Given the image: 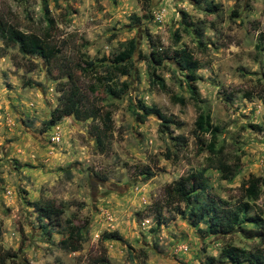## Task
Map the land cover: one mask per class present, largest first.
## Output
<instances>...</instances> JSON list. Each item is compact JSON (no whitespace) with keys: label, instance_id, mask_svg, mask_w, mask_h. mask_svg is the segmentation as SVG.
I'll use <instances>...</instances> for the list:
<instances>
[{"label":"rangeland","instance_id":"1","mask_svg":"<svg viewBox=\"0 0 264 264\" xmlns=\"http://www.w3.org/2000/svg\"><path fill=\"white\" fill-rule=\"evenodd\" d=\"M0 17L37 35L51 20L49 35L61 47L45 60L18 47L2 51L0 39V245L17 252L21 264H90L102 251L101 235L112 231L122 239L102 243L106 264H231L221 256L226 247L264 250V184L250 202L255 222L227 235L208 234L204 223L193 227L190 207L166 201L165 188L206 168L208 153L196 154L198 113L183 74L171 62L156 70L186 100L180 106L150 84L144 59L152 48L186 49L200 62L199 105L217 129L216 147L237 164L228 181L207 169V192L230 205L244 202L242 183L264 180V0H0ZM132 39L137 49L129 75L102 72L100 82L79 70L86 61L111 64ZM70 73L85 107L111 113L105 153L95 150L93 129L102 131L101 118L69 116L44 128ZM140 105L157 107L179 127L162 132L156 116L139 122ZM178 135L186 141L182 148L172 140ZM146 169L154 177L146 179ZM38 200L62 207V220L82 229L80 251L62 250V235L41 227ZM156 210L170 222L155 228Z\"/></svg>","mask_w":264,"mask_h":264},{"label":"trees","instance_id":"2","mask_svg":"<svg viewBox=\"0 0 264 264\" xmlns=\"http://www.w3.org/2000/svg\"><path fill=\"white\" fill-rule=\"evenodd\" d=\"M57 1V0H55ZM199 2V0H194ZM132 20L137 21L136 16H132ZM48 21V20H47ZM46 33L37 35L35 33H24L18 27L7 22L0 17V39L3 43L2 51L9 48L18 47V51L23 55L38 56L45 60H49L58 56L61 53V47L49 35L52 21H48ZM186 30V29H184ZM175 41L179 39V33L175 35ZM137 49L136 42L132 39L128 41L124 48L111 61V64L105 63V59L98 61L95 64L93 61H86L85 67L79 68L81 73L88 76L94 74V78L100 80L102 72L112 77L114 75L126 76L129 75L132 66L134 53ZM141 53H139L140 55ZM147 62V68L150 75V84L157 86L158 89L169 95L173 104L185 106L186 100L178 95L173 94L164 80L156 75L157 68L163 64L171 62L178 71L183 74V81L186 89L189 92V99L193 102L194 107L198 113L195 121L193 138L196 146V154L207 152L206 168L193 172L186 177L179 178L164 190L166 201L171 204L184 203L190 207L188 218L193 227L199 224H206V231L211 235H227L231 233L236 227L241 226L247 222H255L254 218L249 217L251 209L250 202L257 201L261 194V187L264 180L260 178L250 177L242 183L240 189L243 194V199L246 201L238 202L230 205L228 202L210 196L207 192L208 185L204 178V172L207 169L217 170L221 174L223 180H231L236 173L237 164L229 163V160L223 154L222 147H216L215 135L217 129L211 125L210 116L204 113L200 107V99L197 89V71L201 68L200 62L193 56V53L186 49L174 51L169 54L167 50H158L152 48L151 51L144 55ZM98 69H101V73ZM74 75H68L67 89H59L60 104L55 108L48 121L44 123V128L49 130L56 126L64 117L73 116L76 120L86 121L88 119L101 118L103 122V129L99 132L98 129H93L95 136V150L99 153L107 152L109 148L108 134L112 130V117L110 112L101 113L97 109L85 107L84 97L79 88L74 84ZM126 84H123L125 86ZM105 86V85H103ZM104 89L110 95H116L117 92L111 86H105ZM141 113L135 111V116L139 122H144L149 116H156L161 120L160 128L162 132L167 131L171 126L179 127L174 123L173 119L166 117L157 107H147L140 105ZM205 135H210L211 139L207 141L204 139ZM174 146L182 148L185 145V138L183 136H176L172 139ZM146 179L154 177L149 169L142 172ZM34 212L41 227L51 232L56 230V233L62 235L58 246L68 252H78L81 250L83 237L82 229L73 225L70 220L63 221V208L57 206L51 201L38 200L34 203ZM176 215H185L182 211H177ZM153 219L155 220V228L170 222L169 219L164 218L159 210L155 211ZM154 232L156 229H151ZM1 232V223H0ZM122 237L117 231L105 232L100 237V254L93 258L90 264H106L107 256L102 243L111 240H121ZM17 252L10 249H5L0 245V264H21L17 258ZM221 256L228 259L231 264H264V250H256L255 252H247L237 247H226L221 251Z\"/></svg>","mask_w":264,"mask_h":264}]
</instances>
